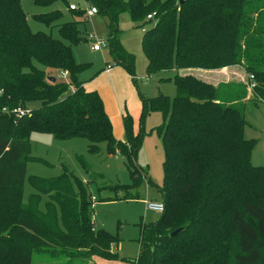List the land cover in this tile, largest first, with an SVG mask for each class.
<instances>
[{"label":"trees","instance_id":"16d2710c","mask_svg":"<svg viewBox=\"0 0 264 264\" xmlns=\"http://www.w3.org/2000/svg\"><path fill=\"white\" fill-rule=\"evenodd\" d=\"M33 1L50 6L59 0ZM93 4L106 20L114 65L132 76L134 57L120 39L124 15L136 28L154 22L142 44L148 74L238 68L247 76L244 83H227V78L176 75L168 79L174 97L141 96L142 120L150 112L162 115L157 133L164 148V179L158 190L165 210L158 221L141 226L134 264H264V167L251 164L258 142L244 136L243 110L251 100L264 103V0ZM69 12L86 19L84 11ZM149 15L154 18L147 21ZM62 16L55 10L35 18L49 25ZM79 23L58 24L59 39L33 33L20 1L0 0V264H33L36 254L70 262L124 260L112 251L115 237L96 229L92 201L67 170L50 181L33 178L37 194L26 203L21 198L27 163L35 160L32 133L56 140L82 137L92 152L105 143L109 154L125 157L136 186L149 180L137 165L143 127L134 132L126 115V138L117 140L100 95L78 80L88 66L73 55V45L87 40ZM18 108L31 114L18 118L13 113ZM41 195L48 197L45 211L39 208Z\"/></svg>","mask_w":264,"mask_h":264},{"label":"rangeland","instance_id":"374dc122","mask_svg":"<svg viewBox=\"0 0 264 264\" xmlns=\"http://www.w3.org/2000/svg\"><path fill=\"white\" fill-rule=\"evenodd\" d=\"M19 1L29 29L33 33L52 34L54 38L59 39L56 27L58 24L68 21L82 22L78 24V28L81 36L87 40L73 45L72 50L75 60L88 66L78 74V80L85 83L88 91H96L100 95L117 140L124 141L126 138L124 130L126 115H130L133 120L134 132H139L143 127L144 139L137 165L149 179L136 186L130 175L131 166L127 164L125 157L119 152L109 154L105 143L98 145L97 152H92L89 141L82 137L56 140L48 134L32 133L31 157L35 160L27 163L26 180L21 193L23 203L28 202L31 195L37 194V189L31 182L33 178L50 181L63 175L67 170L81 182L83 192L92 201L96 229L106 231L115 237L113 251L124 259L115 261L116 264H134L140 253L141 226L150 225L162 217V213L148 210L147 203L162 202L158 189L164 179V148L157 133V128L163 124L162 115L150 112L142 120L141 96L174 97L175 86L168 79H173L176 75L203 77L204 70L184 69L148 74V60L142 47L145 36L143 29L147 32L154 26V22L136 28L129 16L124 15L119 23L120 39L123 48L134 57L135 68L132 76L124 67L113 63L107 43L109 31L105 18L101 14H96L85 19L74 17L69 12L70 4L84 10L93 6L95 0H59L50 6L35 4L33 0ZM55 10H60L63 16L52 24L48 25L35 18ZM96 41L104 42L99 51L92 50ZM106 63L110 67L109 73L105 71ZM230 70L224 72L227 83L245 82L247 76L242 70L240 72L238 68ZM31 107L36 108L37 105ZM243 110L247 121L244 136L247 140L258 142L252 152L251 164L255 167H264V103L256 104L251 100L245 103ZM47 201L48 197L41 195L39 205L41 211H45ZM50 257L52 256L36 254L33 257V264H92L91 261L85 262L86 260L70 262L66 258Z\"/></svg>","mask_w":264,"mask_h":264},{"label":"built area","instance_id":"2783aa9c","mask_svg":"<svg viewBox=\"0 0 264 264\" xmlns=\"http://www.w3.org/2000/svg\"><path fill=\"white\" fill-rule=\"evenodd\" d=\"M68 8L70 9L69 11H84V15L86 18H90V17H93L94 15L98 14V9L95 7V6H91V7H87L85 8L84 10H81L77 5L75 4H70L68 6ZM154 18V15H149L147 16V21L149 20H152ZM143 32H146L145 29H143ZM89 37V35H88ZM90 38H93V36H90ZM102 44H104V42L102 41H96V44L93 45L92 49L94 51H99L102 47ZM110 67L107 68V71ZM63 78L66 79L67 76H68V73L67 72H64L62 74ZM251 80H253V77L251 76L250 77ZM254 87V84H251V88ZM6 112L5 109H3V112ZM13 113L16 115V117L18 118H23L25 116H28L31 114V110L29 108L27 109H21V108H18V109H15L13 111ZM147 208L148 210L152 211V212H159V213H163L164 210H165V206L162 202H156V201H150L147 203Z\"/></svg>","mask_w":264,"mask_h":264},{"label":"crops","instance_id":"0c3cea01","mask_svg":"<svg viewBox=\"0 0 264 264\" xmlns=\"http://www.w3.org/2000/svg\"><path fill=\"white\" fill-rule=\"evenodd\" d=\"M122 21V17H121V20L120 22ZM145 33V32H144ZM93 50V49H92ZM94 51V50H93ZM107 66V64H106ZM108 68V66H107ZM107 68H106V73H109L110 72V68L108 69L107 71ZM231 68H226V69H222V70H219V71H203V74L205 76H211V77H215V78H219V79H226L227 76L224 75V72H226V70H228L227 72H230ZM207 72V73H206ZM226 74V73H225ZM228 74V73H227ZM86 87V86H85ZM137 133V132H136ZM112 251H113V248H112ZM114 252V251H113ZM92 262V264H116L115 261H108V260H103V259H99V258H94L92 260H90ZM89 261V262H90Z\"/></svg>","mask_w":264,"mask_h":264},{"label":"water","instance_id":"95a60500","mask_svg":"<svg viewBox=\"0 0 264 264\" xmlns=\"http://www.w3.org/2000/svg\"><path fill=\"white\" fill-rule=\"evenodd\" d=\"M187 1H190V0H179V4H180V5H183V4H184L185 2H187ZM54 80H55V78H52V79H51V81H54ZM179 232H180V230L175 231L174 233L171 234V236L174 237V236L178 235Z\"/></svg>","mask_w":264,"mask_h":264}]
</instances>
